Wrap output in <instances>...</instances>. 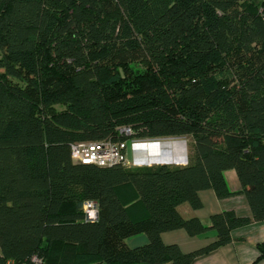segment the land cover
Returning a JSON list of instances; mask_svg holds the SVG:
<instances>
[{
    "label": "trees",
    "instance_id": "1",
    "mask_svg": "<svg viewBox=\"0 0 264 264\" xmlns=\"http://www.w3.org/2000/svg\"><path fill=\"white\" fill-rule=\"evenodd\" d=\"M181 137L184 164L70 154ZM203 189L242 194L251 215L183 218L177 206L200 207ZM263 220L264 0H0V264H190ZM175 229L216 238L183 252L161 239ZM139 233L147 243L129 247Z\"/></svg>",
    "mask_w": 264,
    "mask_h": 264
},
{
    "label": "crops",
    "instance_id": "2",
    "mask_svg": "<svg viewBox=\"0 0 264 264\" xmlns=\"http://www.w3.org/2000/svg\"><path fill=\"white\" fill-rule=\"evenodd\" d=\"M141 164L139 159H133ZM186 159L174 164H184ZM172 164V163H167ZM146 165H151L147 163ZM227 188L237 192L240 185L235 172L231 169L223 172ZM200 207L192 208L188 203L177 206L179 214L185 218H197L204 226H209L210 216L222 211L231 210L237 216L251 215L248 204L242 194L234 193L226 198H217L211 189H203L197 193ZM215 232L211 229L197 235H189L183 229L166 231L161 234L165 244L175 243L183 252H189L215 240ZM232 241L224 246L197 256L190 264H264V256H259L257 245L264 242V220L256 221L231 231ZM129 247L141 246L147 243V237L139 233L126 238Z\"/></svg>",
    "mask_w": 264,
    "mask_h": 264
},
{
    "label": "built area",
    "instance_id": "3",
    "mask_svg": "<svg viewBox=\"0 0 264 264\" xmlns=\"http://www.w3.org/2000/svg\"><path fill=\"white\" fill-rule=\"evenodd\" d=\"M123 134H129V129L120 130ZM126 142L111 140L103 141H81L70 145L71 157L84 164H94L97 166H110L117 163H124L133 166L126 155ZM83 211L87 221H93L97 217V207L93 202L83 204ZM4 264H25L7 259ZM29 264H41V259L35 255L31 256Z\"/></svg>",
    "mask_w": 264,
    "mask_h": 264
},
{
    "label": "rangeland",
    "instance_id": "4",
    "mask_svg": "<svg viewBox=\"0 0 264 264\" xmlns=\"http://www.w3.org/2000/svg\"><path fill=\"white\" fill-rule=\"evenodd\" d=\"M189 137L165 138L150 141H128L126 155L133 166L141 164L178 163L187 159Z\"/></svg>",
    "mask_w": 264,
    "mask_h": 264
}]
</instances>
